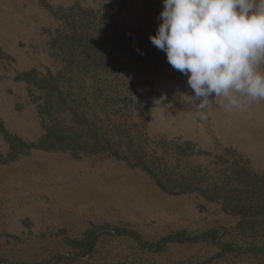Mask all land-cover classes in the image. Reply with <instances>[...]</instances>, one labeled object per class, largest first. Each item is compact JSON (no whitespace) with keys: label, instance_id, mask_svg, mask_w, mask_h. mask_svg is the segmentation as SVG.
<instances>
[{"label":"rangeland","instance_id":"rangeland-1","mask_svg":"<svg viewBox=\"0 0 264 264\" xmlns=\"http://www.w3.org/2000/svg\"><path fill=\"white\" fill-rule=\"evenodd\" d=\"M90 11L110 30L115 13L121 30L146 40L161 23L163 0H0V154L10 149L6 135L33 142L43 134L40 94L32 96L19 77L60 69L54 39ZM157 66L158 97L143 117V133L149 152L172 176L173 145L185 141L195 144V154L174 171L186 173L194 164L213 174L215 156L228 148L264 172V101L229 112L213 95L207 118L200 119L194 105L180 99L193 95L187 77L166 58ZM209 229L223 242L262 245L264 226L241 223L199 193L164 191L142 168L110 156L33 149L0 165V264H208L211 258V264H264L263 254L218 256L213 240L150 246L177 230L195 236ZM91 230L96 243L82 250L76 241Z\"/></svg>","mask_w":264,"mask_h":264},{"label":"trees","instance_id":"trees-1","mask_svg":"<svg viewBox=\"0 0 264 264\" xmlns=\"http://www.w3.org/2000/svg\"><path fill=\"white\" fill-rule=\"evenodd\" d=\"M114 15L111 30L110 26L104 29L106 23L100 24L98 15L90 11L87 18H79L55 38L53 46L63 62L60 69L21 73L19 79L29 84L31 95L40 94L37 99L41 101L39 114L43 117L44 132L33 142L6 135L10 149L5 156L0 154V165L33 149L63 150L76 156H110L142 168L164 191L199 193L208 201L221 202L223 210L239 216L241 223L264 226V172L253 169L248 159L227 148L224 154L215 156L216 162L212 164L218 169L213 174L194 164L188 166L186 173L174 171L182 159L193 157L195 144L185 141L176 147L173 140L172 176L167 163L149 152L143 117L156 103L154 82L161 75L157 64L167 55L150 39L138 40L131 29H127L129 33L121 30ZM95 234L94 230L88 231L76 241L77 245L82 250H92ZM131 234L140 239L138 234ZM261 237L262 245L245 247L219 240L215 229L195 236L177 230L150 246L160 249L169 242L213 240L220 248L218 256L264 255V233ZM213 259L206 263L211 264Z\"/></svg>","mask_w":264,"mask_h":264},{"label":"clouds","instance_id":"clouds-1","mask_svg":"<svg viewBox=\"0 0 264 264\" xmlns=\"http://www.w3.org/2000/svg\"><path fill=\"white\" fill-rule=\"evenodd\" d=\"M158 19L151 43L187 77L180 99L200 119L213 95L229 112L264 101V0H163Z\"/></svg>","mask_w":264,"mask_h":264}]
</instances>
